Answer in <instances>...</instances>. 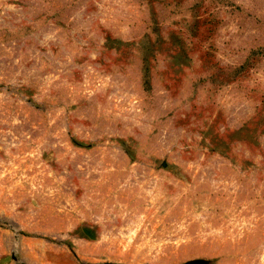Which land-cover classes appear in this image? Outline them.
I'll return each instance as SVG.
<instances>
[{
    "label": "rangeland",
    "instance_id": "rangeland-1",
    "mask_svg": "<svg viewBox=\"0 0 264 264\" xmlns=\"http://www.w3.org/2000/svg\"><path fill=\"white\" fill-rule=\"evenodd\" d=\"M264 264V0H0V254Z\"/></svg>",
    "mask_w": 264,
    "mask_h": 264
},
{
    "label": "crops",
    "instance_id": "crops-1",
    "mask_svg": "<svg viewBox=\"0 0 264 264\" xmlns=\"http://www.w3.org/2000/svg\"><path fill=\"white\" fill-rule=\"evenodd\" d=\"M0 264H19V263L16 261V258L13 257V255L3 253L0 254Z\"/></svg>",
    "mask_w": 264,
    "mask_h": 264
},
{
    "label": "water",
    "instance_id": "water-1",
    "mask_svg": "<svg viewBox=\"0 0 264 264\" xmlns=\"http://www.w3.org/2000/svg\"><path fill=\"white\" fill-rule=\"evenodd\" d=\"M181 264H204V263L200 259H191V260L184 261Z\"/></svg>",
    "mask_w": 264,
    "mask_h": 264
}]
</instances>
